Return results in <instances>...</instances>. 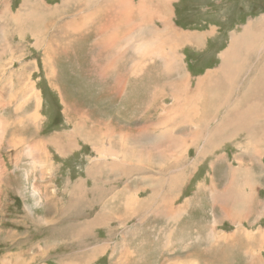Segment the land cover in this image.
<instances>
[{"label":"rangeland","instance_id":"1","mask_svg":"<svg viewBox=\"0 0 264 264\" xmlns=\"http://www.w3.org/2000/svg\"><path fill=\"white\" fill-rule=\"evenodd\" d=\"M66 1L0 0V264H264V221L241 211L254 200L260 211L264 200L260 151L250 158L237 141L253 118L244 125L228 111L233 94L213 95L230 90L220 83V50L264 15V0H156V18L132 12L135 21L120 19L122 4ZM105 6L120 27L115 42L141 27L164 30V57L176 54L181 65L142 55L131 74L136 54L125 42L127 54L114 48L117 71H108L94 55L96 21L86 27L88 13L105 17ZM220 55L214 102L204 106L201 92L191 101L197 77ZM237 191L249 206L228 201Z\"/></svg>","mask_w":264,"mask_h":264},{"label":"bare ground","instance_id":"2","mask_svg":"<svg viewBox=\"0 0 264 264\" xmlns=\"http://www.w3.org/2000/svg\"><path fill=\"white\" fill-rule=\"evenodd\" d=\"M69 1V0H68ZM68 1H66V2H68ZM116 2V1H115ZM121 0L119 1V4H121ZM66 4V3H65ZM92 4V3H91ZM64 5V4H63ZM88 5H90V4H88ZM96 6H97V4H96ZM103 6V5H102ZM64 7H65V9H66V6H63V8L62 7H60V8H55L56 9V12H57V15H58V12L60 11H62V10H64ZM111 7V6H110ZM121 5L119 6V9H120V11H122L121 10ZM54 9V10H55ZM58 9H59V11H58ZM110 9V8H109ZM131 9V8H130ZM143 9V8H142ZM54 10H53V12H54ZM111 10V9H110ZM132 10V9H131ZM102 11H104V10H102ZM119 11V10H118ZM125 11V10H124ZM127 11V10H126ZM133 11V10H132ZM131 11V12H132ZM79 12V11H78ZM83 12V11H82ZM106 12V11H105ZM108 12V11H107ZM128 12H129V10H128ZM141 12V11H140ZM144 12V11H143ZM118 13V12H117ZM125 13H127V12H125ZM142 13V12H141ZM94 14H95V18L93 17V15L91 14V13H88V18H89V20H88V18H85L86 20H88V24H86L87 26L86 27H88V25H89V22H94L95 23V21H96V24L94 25V27L96 28V31H97V34H100V36L98 37L97 35V41L93 44V48L95 49V51L94 52H96L94 55L96 56L95 57V59H96V61H98L99 59H104L105 60V65H107V66H105V68L108 70V71H111L112 69H115L116 70V67L114 68V64H116V61H114L113 62V60H112V55H111V51L114 49V48H116V49H118V51H116V52H119L120 54H122V52H123V54H127L126 53V51H127V49L126 48H128V47H126L125 46V42H129V44L128 45H130V47L135 51V54H136V56H135V58H134V61H132V63L133 64H129L130 66H129V73H136L137 74V72H135V71H137V69H139V67H140V65H141V63H142V61H141V63H140V60L139 59H141L142 58V55L143 56H159V57H161L162 59H164L165 60V62L166 63H171L172 65H170L171 67L172 66H176V65H181L179 62H178V60L176 59V54H174V56H171L170 58H166V57H164V52L167 50V35L168 34H166V32L164 31V30H162V31H160V30H157V29H152V28H149L150 30V32H149V34L148 35H145V34H143V27H141V25H140V27H141V30H140V33H139V36H137V35H134V36H132V34L131 35H127V37H125V36H123V37H125V39H124V41L122 40V38H121V40L123 41V43L121 42V44H119L118 43V41L117 42H115V38L116 37H112V36H115L116 34H115V31H114V29L116 30V32L120 29V27L118 26V25H116L117 24V22H115L114 23V21L113 20H111V18L110 17H108L107 18V15L105 14V17H102V15L100 14V15H98V14H96L95 13V11H94ZM32 15V16H31ZM33 13H32V11H30V16L28 15V19L29 18H31L32 17V19H33ZM109 16V15H108ZM73 17V16H72ZM84 17V16H83ZM80 18V17H79ZM117 18V17H116ZM35 19V18H34ZM84 19V20H85ZM113 19V18H112ZM121 19V18H120ZM133 20V19H132ZM34 21H36V20H34ZM33 21V22H34ZM76 22V18L74 17V20L73 21H69V23H68V25L70 26V25H72V24H74ZM78 22V21H77ZM66 24H67V22H66ZM143 25V24H142ZM74 26H75V24H74ZM79 26V25H78ZM82 26V25H81ZM80 26V27H81ZM127 26V25H126ZM146 26H147V24H146ZM31 27L33 28V25L31 24ZM66 27V25H64V27L63 28H65ZM71 28V27H70ZM52 29V28H51ZM140 29V28H139ZM148 29V28H147ZM152 29V30H151ZM261 29H262V31L264 32V27H261ZM49 30H50V28L48 27V31H47V33H49ZM122 30V29H121ZM261 30H258V31H256V30H254L251 26L250 27H247L244 31H243V33H240V34H237V35H235L234 36V38H233V36H232V38L233 39H231L232 40V43H231V45H230V47H229V49H227L226 51H225V54L223 55V61H224V64H223V67H222V69H221V71H220V75L222 76V77H224V78H221L220 79V83L222 82V81H227L228 83H229V93H228V91H226V90H223L224 88H227V86H225V85H223V86H221L220 87V85H219V87L222 89V90H219L217 93H215V95H218L219 97H221L222 96V92H223V95H224V98H227V99H229L231 96L229 95L230 93L231 94H233V87H234V77H233V74H237L236 72H237V69H243L242 67L243 66H245L249 61H248V57H244V56H241V54H246V53H240L241 51H240V49H241V47L242 48H244L245 50H247V51H249V50H253V49H255L257 46L259 47V46H261V48L262 47H264V37H263V32H262ZM64 34V33H63ZM46 35V33L45 32H42V34H41V37H40V39H39V42H41L42 44H44V42H42V39H43V37H46L45 36ZM53 35V34H52ZM51 35V36H52ZM56 37V36H55ZM171 39V38H170ZM169 39V40H170ZM181 40V39H180ZM171 41V40H170ZM173 41H176V40H173ZM51 43V42H50ZM40 44V43H39ZM41 44V45H42ZM52 44V43H51ZM172 44V43H171ZM174 44V43H173ZM49 45V44H48ZM47 45V46H48ZM99 47H100V49H99ZM124 47H126L125 49H124ZM258 47H257V49H258ZM123 49H124V51H123ZM68 50V49H67ZM115 50V49H114ZM126 50V51H125ZM262 50V49H261ZM52 51V50H51ZM47 52V51H46ZM54 52V51H53ZM255 52V51H254ZM172 54V53H171ZM251 54V53H250ZM264 54V53H263ZM247 55V54H246ZM53 56V55H52ZM125 55H123L122 56V58L124 57ZM249 56V55H248ZM264 56V55H263ZM56 57V56H55ZM248 58V59H247ZM143 59H144V57H143ZM142 59V60H143ZM116 60H118V59H116ZM53 62V61H52ZM113 62V63H112ZM131 62V61H130ZM98 63V62H97ZM238 63L240 64V66H238ZM101 64V63H100ZM104 64V63H103ZM119 64V63H118ZM117 64V65H118ZM238 66V68H236L235 66ZM103 66V67H104ZM95 67V69H96V71L97 72H102V68L101 67H99V66H97V65H95L94 66ZM122 69V68H121ZM117 71V70H116ZM120 71V70H119ZM218 71V70H217ZM123 73V72H122ZM100 74V73H99ZM99 74H97V75H99ZM101 75H103L104 76V74H103V72H102V74ZM109 75V74H108ZM120 75V74H119ZM236 76V75H235ZM237 77V76H236ZM124 79V78H123ZM116 80V79H115ZM117 81V80H116ZM115 81V82H116ZM123 81V80H122ZM121 81V82H122ZM125 81V80H124ZM123 81V82H124ZM252 81V80H251ZM114 83V82H113ZM113 83H112V85H113ZM255 83H257V82H255ZM259 85V84H258ZM122 86V85H121ZM125 87V86H124ZM120 88V87H119ZM228 89V88H227ZM117 90H118V88H117ZM251 91L253 90V89H250ZM250 92V91H249ZM261 94V93H260ZM35 95V94H34ZM245 95V94H244ZM37 97V96H36ZM255 97V96H254ZM255 99V98H254ZM181 100V99H180ZM180 100H178V101H180ZM227 101H229V100H223V104H225V103H227ZM242 101V100H241ZM241 101H240V99L238 98L237 99V101L235 102V103H233L231 106H229L228 108V111L230 112V113H232L233 115H235V116H237V119L239 120V121H242L243 123H244V125H247L246 124V121H247V118L245 117L246 116V114H247V112L249 111V106L248 105H246L245 107H240V105H241ZM260 101V100H259ZM259 103V102H258ZM263 104V103H262ZM262 104H260L261 106H262ZM175 105V104H174ZM222 106V105H221ZM253 106V105H252ZM251 106V107H252ZM173 107V106H172ZM175 107H177V106H175ZM257 107V106H256ZM253 108V107H252ZM173 109H177V108H173ZM173 109H172V113H173ZM257 109V108H256ZM263 109H264V107H263ZM262 109V110H263ZM169 110V109H168ZM258 110V109H257ZM256 110V111H257ZM261 110V109H260ZM171 112V111H170ZM169 112V113H170ZM169 113H168V115H169ZM181 114V113H180ZM174 115V114H173ZM181 116L183 117V121H185V119H186V117L185 116H183V114H181ZM168 118V117H167ZM162 120V119H161ZM186 121H188V120H186ZM83 124V123H82ZM147 128V127H146ZM164 128V127H163ZM172 134H174V133H172ZM72 135V134H71ZM93 135V134H92ZM215 135L216 136H218V137H220L221 135H222V130L219 128V129H216L215 130ZM94 136V135H93ZM175 137V136H174ZM57 138V137H56ZM70 141H71V139L70 138H68ZM57 140V139H56ZM57 142H58V144L60 145V142H59V140H57ZM66 144H68L67 142H66ZM4 172V171H3ZM2 174V173H1ZM79 185V184H78ZM79 187H80V185H79ZM77 188H78V186H77ZM81 188V187H80ZM79 188V189H80ZM228 201H230L231 203H233L234 202V204H238V205H244V204H246L247 202V198H246V196H243V197H241L240 196V191H237V194L234 196V197H231V198H228ZM253 201V200H252ZM216 206V205H215ZM231 206H232V204H231ZM180 209L178 208V209H175V208H173V209H171L170 210V212H171V215H179L181 212H182V210L181 211H179ZM223 210L225 211V208L223 207ZM234 210H235V208H234ZM216 214V213H215ZM171 215H170V218H173V219H175L174 217H171ZM178 217V216H177ZM100 220H103L102 218H100ZM214 235V234H213ZM212 235V236H213ZM211 238V237H210ZM216 240V239H215ZM229 240V239H228ZM219 242V241H218ZM99 250H98V247H96V246H94L92 249H91V254H97V252H98ZM7 262V261H6Z\"/></svg>","mask_w":264,"mask_h":264},{"label":"crops","instance_id":"3","mask_svg":"<svg viewBox=\"0 0 264 264\" xmlns=\"http://www.w3.org/2000/svg\"><path fill=\"white\" fill-rule=\"evenodd\" d=\"M119 1L120 0H104V1H100L98 3L95 0L94 1H91V2H88V0H87V1H84V2H86L88 4H91L92 3V5H95V4L103 5V4H105L107 6V5H118L119 4ZM121 1H122L121 4L124 6V7H121V10L123 12L122 13V16H121V19H123L125 21L132 20V19H133V21H135L134 20L135 18H132V17H134V14L132 12H134V13L137 14V18H143V17H141V14H142V16H144L145 14L151 15L150 19L151 18L152 19L156 18V11H154L156 9V0H121ZM174 1H176V0H171V1L170 0H157V3L158 4L159 3L171 4ZM184 1L185 0H183L181 2L183 3ZM69 3L79 4L75 0H69L66 4L68 5ZM142 4H144V6H146L147 8L149 7V9L151 11H148L147 8H145L144 10H146V12L141 13L140 12V9L141 8L139 7V5H142ZM124 8H127L129 10V12L125 13L126 11H124L125 10ZM108 9L109 8L106 7V12H105L106 15L109 14L107 12ZM170 9L171 8H169V13H171V10ZM130 11H132V12H130ZM179 13H180V15L182 14V12H179ZM173 14H176V10H173ZM263 16L264 15L260 16V17H262V20H258V19H260V17H256V18H254L252 20H249V22L251 21L252 23L248 27L251 26L256 31H258V30H261L262 31L261 27H264V18H263ZM168 17H169V15H168ZM170 17H171V15H170ZM255 20H258L260 22L259 23L258 22H255ZM253 24L255 26H253ZM260 24H263V25L258 29V26ZM243 30L244 29H242V30H240L238 32L243 33ZM233 33H237V31H235V32L232 31L230 33V38H229L228 44H227L226 47H224L223 49L220 50V53H223L224 51H226L227 49H229L228 47H230V45H231L230 42L232 43V41H231V35ZM200 34H201V37H205L206 36V33L205 32H202ZM263 37H264V32H263ZM203 42H204V39L201 38V44ZM201 44L199 45V47H201ZM196 46H198V45H196ZM208 46H209V43L204 48L201 49V52L203 50H206V48ZM257 47L255 49L249 50V51H247V50H245L244 48L241 47V49H240L241 52L240 53H246L247 54V55L246 54H241V56L248 57L249 59L248 58L247 59H248L249 62L245 66L242 67L243 69H241V68L240 69H237V72H236L237 73V75H236L237 76V78H236V84H238V86H236V88H234L233 96L232 97H233V99L235 101L238 98L240 99V101L242 100L240 107H245L246 105H248L250 109L247 112V114L250 115V117L253 118V124H251L249 126V128H247V129H237L239 131V133H240V134L238 133L239 136L237 137V141L239 142L238 144L242 148H248V150L247 149L245 150V153L246 154H249V157L250 158H253V156L254 157H257L256 155H254V152H253V154H251L252 153V150L253 151L255 150V153L257 151H260L261 158H260V160H258V162H260L261 165L264 166V109H263V107H264V60H260L258 58V56L260 54H263L264 53V47L261 48V46H259L258 49H257ZM224 54H225V52L223 53V55ZM252 54H258L256 56V58L254 59L255 61H253V62L250 61V55H252ZM223 55H222V57H223ZM220 59H221V55H220ZM249 63H250V65H249ZM191 66H192V63H188L187 64L188 73H189V69H191ZM221 66H222V59H221V62H219V64H215V65H212V66H207L206 68L204 67V71L201 74H199V76L197 77V81H196V84L197 85L192 90V94L190 95V100L191 101L192 100L193 101H195V100L198 101L197 98H196V96L199 94V92H201V94H202L201 97L202 98L199 101H206L207 104H203L204 106H210L211 105L210 103L211 102L212 103L214 102V96L213 95H215V94L212 95V92L214 91V85H212V83H211L212 80L214 79V77H212V75H214L213 73H215L218 69H220ZM238 66H240L239 63H238ZM238 66L236 65L235 67L238 68ZM192 68H193V66H192ZM255 82H257V83H255ZM250 89H253V90L251 91ZM216 96H218V95H216ZM260 104H262V106ZM5 112H6V110H4V113ZM208 114L209 113L206 111V114H204V115H208ZM226 134H227V132H226ZM207 136L208 135H206V138H207ZM190 147H191V145L189 146V148ZM116 161H120L121 162V160H116ZM132 163H135V162H132ZM259 179H261V180L264 179V174H263V176H260ZM239 180H240V178H239ZM261 201H262V199H261ZM246 202L247 203L244 204V205H241V204L240 205L237 204V205L239 207H244V208L247 207V206H249L251 204L250 203L251 202V197H248V199H247ZM254 202H255V200L253 201V204L251 205V207L248 210H241V211H245L244 213H246V215H249V219L247 218V216H246V219L247 220H251V222L253 221V217H256V219L258 221H260V220H263L264 221V200H263V202H261L262 204H259L258 205V208L261 209L260 211H257L256 210L255 203ZM257 213L258 214L261 213V214L260 215H257ZM247 220H245V221H247ZM245 221L243 222L244 223L243 226L245 227L244 230L248 228L245 225ZM260 226L261 227H258V228L261 229L260 232L263 234L262 236H264V225L262 224ZM235 237L236 238H238V237L241 238L242 237L241 230H239L238 232H236Z\"/></svg>","mask_w":264,"mask_h":264}]
</instances>
